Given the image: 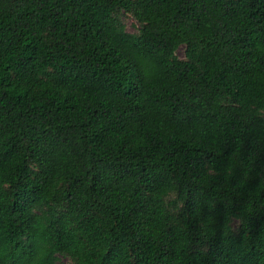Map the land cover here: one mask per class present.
Returning a JSON list of instances; mask_svg holds the SVG:
<instances>
[{
	"label": "trees",
	"instance_id": "16d2710c",
	"mask_svg": "<svg viewBox=\"0 0 264 264\" xmlns=\"http://www.w3.org/2000/svg\"><path fill=\"white\" fill-rule=\"evenodd\" d=\"M0 264H264V0H0Z\"/></svg>",
	"mask_w": 264,
	"mask_h": 264
},
{
	"label": "rangeland",
	"instance_id": "374dc122",
	"mask_svg": "<svg viewBox=\"0 0 264 264\" xmlns=\"http://www.w3.org/2000/svg\"><path fill=\"white\" fill-rule=\"evenodd\" d=\"M123 21L126 26V30L129 32H134L136 30L137 23L130 17H123ZM177 56L182 57L183 56V47L180 46L176 51Z\"/></svg>",
	"mask_w": 264,
	"mask_h": 264
}]
</instances>
